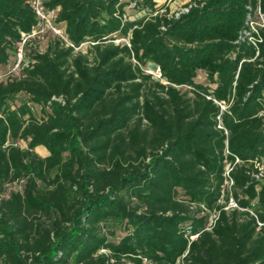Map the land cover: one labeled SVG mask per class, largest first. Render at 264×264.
<instances>
[{"label": "trees", "instance_id": "obj_1", "mask_svg": "<svg viewBox=\"0 0 264 264\" xmlns=\"http://www.w3.org/2000/svg\"><path fill=\"white\" fill-rule=\"evenodd\" d=\"M29 2L0 0V68L37 25ZM126 6L45 0L66 41L0 82V196L23 182L0 199V264H264V0Z\"/></svg>", "mask_w": 264, "mask_h": 264}, {"label": "built area", "instance_id": "obj_2", "mask_svg": "<svg viewBox=\"0 0 264 264\" xmlns=\"http://www.w3.org/2000/svg\"><path fill=\"white\" fill-rule=\"evenodd\" d=\"M45 0H30L29 5L34 12L36 19H37V25L32 29V31L29 34H20V40L18 44L16 45V49L13 53L12 61L7 65L9 67L10 64H12L9 68H7L6 71H2L3 68H0V82H5L11 77H18L21 75L22 71L26 69L30 64L31 61L26 56V50L31 45L32 41L35 38H39L40 35H43L44 33L50 32L52 35L58 36V38L65 40L64 33H60V30L56 29L54 26V19L56 11L47 10L44 7ZM186 11V9H185ZM257 16L259 20L262 22L261 25L255 24L254 22L249 23V27L252 32L256 33L255 27L256 26H263L264 23V15H261L259 12H257ZM63 34V35H62ZM246 36H249L247 33ZM249 42L253 46L256 47V40L252 37H248ZM6 66V67H7ZM158 72V71H157ZM157 78H159V73L157 74ZM221 109H224L223 106H220ZM221 128L220 126H218ZM238 161L236 160L235 163ZM255 168L258 170V174L254 176L255 178L264 177V164L255 162ZM232 169V166L229 164L225 165L224 168V191L226 192L230 191V188L233 184L232 179L230 178V171ZM220 204L223 205L224 211H231L234 209H237V205L232 199V197L228 196L227 201H224L223 199L220 201ZM217 213H211L208 220V226L207 229L210 230L216 219H217Z\"/></svg>", "mask_w": 264, "mask_h": 264}, {"label": "rangeland", "instance_id": "obj_3", "mask_svg": "<svg viewBox=\"0 0 264 264\" xmlns=\"http://www.w3.org/2000/svg\"><path fill=\"white\" fill-rule=\"evenodd\" d=\"M123 2H127V6L125 8V14L127 19L129 20H135L140 18L141 16H143L144 11L139 10L137 8H134V1L136 0H122ZM157 7H162V6H166L169 10V14L171 15H178L182 12H185V4L187 3V0H152ZM128 2L130 4H128ZM255 24H259L261 25L262 22L259 19H255L254 20ZM55 28L60 30V33H64V27L62 24H54ZM63 35V34H62ZM54 38H58V36L56 35H52V33L47 32L44 33L43 35H40L39 38H35L31 45L27 48L26 53L29 54L30 52L34 51H38V52H44L46 50L47 45L49 44L50 41H52ZM60 39V38H59ZM62 40V39H61ZM114 43L116 44H126V41L123 39H116L114 41ZM89 48V44L85 43L83 44L80 48L76 49L77 52H81V53H86L87 50ZM12 64L9 65V67ZM8 66L3 68L2 71H6L7 68H9ZM144 71L146 74H150L153 78L158 79L157 78V70L154 69L152 67V65L148 64L147 66H145ZM195 82L203 84V85H207V80L205 77V74L202 72H199L197 74V77L195 79ZM185 89H182V91H184ZM27 100L24 96H18L14 102L10 103V106L12 108H17L20 107L23 103H26ZM31 108V113L32 115L36 118V119H41L43 114H42V109L41 107L38 106H32L30 104H28ZM21 148H26V143L23 141H20L17 143ZM35 153L40 157V158H45L48 156V153L43 149V148H36L35 149ZM23 187V182H14L11 184H8L4 187V192L1 193L0 199L1 198H8L9 195L12 192H19L22 190ZM128 264V263H126Z\"/></svg>", "mask_w": 264, "mask_h": 264}, {"label": "water", "instance_id": "obj_4", "mask_svg": "<svg viewBox=\"0 0 264 264\" xmlns=\"http://www.w3.org/2000/svg\"><path fill=\"white\" fill-rule=\"evenodd\" d=\"M154 69H156V67L155 66H152ZM157 70V69H156Z\"/></svg>", "mask_w": 264, "mask_h": 264}]
</instances>
